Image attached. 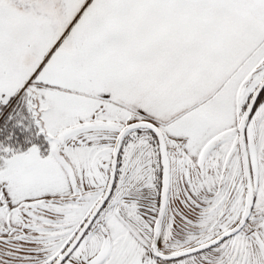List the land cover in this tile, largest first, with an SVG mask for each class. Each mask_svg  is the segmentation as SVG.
Here are the masks:
<instances>
[{"label":"snow or ice","instance_id":"6c2138e0","mask_svg":"<svg viewBox=\"0 0 264 264\" xmlns=\"http://www.w3.org/2000/svg\"><path fill=\"white\" fill-rule=\"evenodd\" d=\"M0 264H264V0H0Z\"/></svg>","mask_w":264,"mask_h":264}]
</instances>
